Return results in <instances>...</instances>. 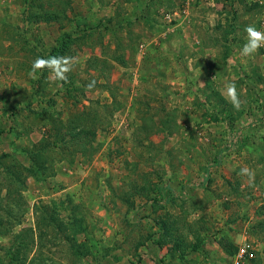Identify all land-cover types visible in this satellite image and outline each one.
I'll return each instance as SVG.
<instances>
[{
    "label": "rangeland",
    "instance_id": "374dc122",
    "mask_svg": "<svg viewBox=\"0 0 264 264\" xmlns=\"http://www.w3.org/2000/svg\"><path fill=\"white\" fill-rule=\"evenodd\" d=\"M249 24L264 31V0H0V248L25 231L24 264H232L247 244L243 264H264ZM61 41L68 82L31 76Z\"/></svg>",
    "mask_w": 264,
    "mask_h": 264
},
{
    "label": "clouds",
    "instance_id": "9594fccd",
    "mask_svg": "<svg viewBox=\"0 0 264 264\" xmlns=\"http://www.w3.org/2000/svg\"><path fill=\"white\" fill-rule=\"evenodd\" d=\"M246 42L240 49L241 57H251L264 48V31L259 30L254 24H249L244 29ZM80 63L79 57L71 55H49L48 57H37L31 63L30 75L35 77L38 72L47 70L49 72V82L62 86L68 82V74L72 72ZM94 86V82L88 85ZM224 98L233 106L234 109L241 108L240 94L237 90L235 81L225 83L222 93ZM241 177H246L249 184L254 181L255 172L249 167H242L238 173Z\"/></svg>",
    "mask_w": 264,
    "mask_h": 264
},
{
    "label": "trees",
    "instance_id": "16d2710c",
    "mask_svg": "<svg viewBox=\"0 0 264 264\" xmlns=\"http://www.w3.org/2000/svg\"><path fill=\"white\" fill-rule=\"evenodd\" d=\"M63 38H64V36H63ZM66 38L70 39V36H67ZM59 46L60 47L53 49V55H58V56L59 55H66V53L68 51L67 44L64 41H61ZM43 147H45V145L42 146V148L38 147V146H33L32 150L27 149L26 152L28 151L29 155L36 156V153H37V156H41V155L43 156V153L46 150H48L46 148L44 149ZM1 157H3V156H1ZM5 157H7V156H5ZM48 220L50 223L51 222H54V223L57 222V220H55L54 217L50 216V215H49ZM3 226H4V224H0V229H3L2 228ZM5 231L8 233L9 229L6 228ZM11 234H12L13 239L11 240L9 247L7 248V250L0 248V251H5L6 256H8V258H7L8 264H24L26 259H27V257H26L27 256L26 250L28 247L27 236H26L27 234L25 233V231H21L18 233H15L13 231V232H11ZM2 235L5 236L6 234H2ZM1 261H2V259H1V255H0V264H2Z\"/></svg>",
    "mask_w": 264,
    "mask_h": 264
},
{
    "label": "built area",
    "instance_id": "2783aa9c",
    "mask_svg": "<svg viewBox=\"0 0 264 264\" xmlns=\"http://www.w3.org/2000/svg\"><path fill=\"white\" fill-rule=\"evenodd\" d=\"M251 256V253L249 252V245H243L241 246L237 253L234 255V261L232 264H243L245 258H249Z\"/></svg>",
    "mask_w": 264,
    "mask_h": 264
}]
</instances>
